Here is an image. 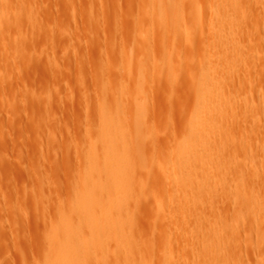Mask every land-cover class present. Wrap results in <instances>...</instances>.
Listing matches in <instances>:
<instances>
[{
  "label": "rangeland",
  "instance_id": "1",
  "mask_svg": "<svg viewBox=\"0 0 264 264\" xmlns=\"http://www.w3.org/2000/svg\"><path fill=\"white\" fill-rule=\"evenodd\" d=\"M196 1H199L200 6L197 16L190 9L193 1L187 0L184 15L179 17L180 20L172 18L171 29L155 27L150 32L146 30L151 20L145 13L147 2L144 0H0V264H42L49 244L47 232L51 225L56 224L60 210L69 211L72 218L78 220L77 211L74 212L73 208L83 185L86 156L88 158L89 154L93 153L95 157L96 171L89 183L94 198L108 194L109 185L102 186L107 177L101 172L103 158L99 136L104 134V130L100 124L98 126L105 109L113 117L120 113L119 132L115 129V134H121L125 143L133 147L132 150L134 146L139 150L132 159V178L147 183V190L140 189L134 183L131 194L137 195L138 200L132 211L141 241L152 247L144 253L153 259V264L163 261L162 251L168 238H172V248H176L179 256L181 253L178 263L187 264V259L192 258L203 240H194L193 246H187L179 233L181 229H189L190 223L199 219L204 226L210 222L230 226L226 233L227 238L230 235L232 237L228 240L225 236L226 240L223 239L220 247H217L214 263L264 264V0L247 2L250 5L246 6L240 17L242 23L239 20L240 26H235L234 32L238 36L232 34L233 30H228L227 38L234 35L236 43L240 44L236 51L234 48L231 50V47H215L213 35L207 34L211 20V0ZM144 14L147 16L142 17ZM177 22H184V32L176 36L173 26ZM232 52H238L235 61L228 59V54ZM210 72L220 80L213 92L220 93L224 101L232 96V112L219 122L222 126L219 125L222 128L219 134L211 137L209 142L214 141L215 145L209 143L205 148L198 146L204 153L210 147L207 162L202 160L196 164L198 170L195 176L200 180L205 178V181L191 185L193 189L190 186L191 196L195 197L196 194V197L189 200L187 209L190 208L194 213L191 211L193 215L188 213L182 217V210L178 209V195L174 192V186L165 182L162 172L167 164L172 163L173 157L169 153L195 129L192 120L197 119L198 93L201 91L198 81L206 74L211 75ZM120 79H124V83L121 84ZM139 80L143 85L141 82L138 84ZM135 82L140 88L135 87ZM132 85H135L134 89ZM127 91L130 92L131 100L126 96ZM223 91L227 92V97ZM112 96L115 98L114 103ZM136 99L139 103L135 105ZM138 104L140 113L136 109ZM120 107L123 114H116ZM133 110H137L140 116H135L137 112L133 115ZM125 112L129 113L128 116ZM135 118L140 119V125L137 123L139 119ZM230 118L234 119L231 121ZM125 128H128V133ZM137 129H140L139 133ZM222 169L225 170L223 173ZM239 169L243 170L238 172ZM251 169L256 171L252 173ZM216 170L223 178L215 173ZM202 173H205L204 177ZM237 187L242 189L240 193L248 190L259 200L255 215L247 212V205L241 203L240 188ZM160 204L166 208H159ZM170 204L172 211H168ZM200 205L202 209L198 208ZM100 214L104 222L109 212L104 209ZM113 246L112 242H106L104 253L107 256L112 255ZM114 259L113 256L107 257L104 264H113Z\"/></svg>",
  "mask_w": 264,
  "mask_h": 264
},
{
  "label": "bare ground",
  "instance_id": "2",
  "mask_svg": "<svg viewBox=\"0 0 264 264\" xmlns=\"http://www.w3.org/2000/svg\"><path fill=\"white\" fill-rule=\"evenodd\" d=\"M147 2V5L145 6L146 10L145 13L147 15L150 16V24L148 26V28L146 29L147 31L153 30L155 27H159V29L164 28L167 30V28L171 29L172 28V18H179L181 16H183L184 12H185V7L184 4L187 0H144ZM192 4L190 8L192 10V12L194 13V15H198V13L200 12V6L198 4V2L196 0H192ZM250 0H211L210 3H212L210 5V11L211 12V17H210V21H209V30L207 31L208 35H213V42L215 47L218 48H228L231 47L234 48V51L239 50V45L236 43L237 41H235L236 37L231 36L232 34H235V26H240V22L242 19V13L245 12V8L248 4L247 2H249ZM246 2V3H244ZM120 3V2H119ZM244 4V5H243ZM209 7V6H208ZM144 11V10H143ZM138 12H140L138 10ZM191 12V14H192ZM141 14V13H139ZM146 15V16H147ZM200 15V14H199ZM122 16V15H121ZM142 17L145 16L141 15ZM145 16V17H146ZM245 16V15H244ZM243 16V17H244ZM241 17V18H240ZM117 18V17H116ZM138 18V17H137ZM184 18V17H183ZM200 18V16L198 17V19ZM142 19V18H141ZM148 19V17H147ZM182 19V18H181ZM247 19V18H246ZM149 20V19H148ZM180 20V18L178 19ZM200 20V19H199ZM208 20V19H207ZM139 21V20H138ZM141 21V20H140ZM197 21V19H196ZM142 22V21H141ZM140 22V23H141ZM182 22V20H181ZM180 24L177 22L176 24H174L173 29L174 32L176 33V36L178 33H182L184 32L183 30V23ZM239 22V23H238ZM138 23V22H137ZM242 23V21H241ZM207 24V23H206ZM239 24V25H238ZM244 24V23H243ZM142 26V25H141ZM242 26V24H241ZM144 27V26H143ZM245 27V26H243ZM139 28V26H138ZM137 28V29H138ZM204 29V28H203ZM243 29V28H242ZM228 30L232 31V34L230 35V39L227 38V33ZM139 31V29H138ZM142 31V30H141ZM187 30H185L186 33ZM206 31V30H205ZM204 31V32H205ZM162 32V31H161ZM167 32V31H166ZM203 32V31H202ZM234 32V33H233ZM140 33V32H139ZM149 33V32H148ZM184 33V34H185ZM211 33V34H210ZM231 33V32H230ZM142 34V33H141ZM156 34V33H155ZM167 34V33H166ZM183 34V33H182ZM206 34V33H205ZM152 35V34H151ZM237 35V34H235ZM139 36V35H138ZM145 36V34H144ZM149 36V35H148ZM238 36V35H237ZM139 38H142V36H140ZM138 38V39H139ZM148 38V37H147ZM178 38V37H177ZM149 39H151V36L149 37ZM153 39V38H152ZM237 39V38H236ZM138 41V40H137ZM146 42H149L146 40ZM145 42V43H146ZM163 42V41H162ZM151 43V42H150ZM129 44V43H128ZM139 44V43H137ZM148 45V44H147ZM139 46V45H138ZM122 48V47H121ZM124 48V47H123ZM130 48V47H129ZM138 48V47H136ZM128 49V47L126 48ZM139 49V48H138ZM143 49V48H142ZM148 49V48H147ZM146 49V50H147ZM145 51V49H144ZM140 52V51H139ZM128 53V52H127ZM130 54V53H129ZM128 54V55H129ZM151 54V53H150ZM236 54V56H235ZM228 59L229 60H237V55L238 52H232L228 54ZM130 56V55H129ZM141 56V55H140ZM145 56V55H144ZM150 56V55H149ZM151 57V56H150ZM239 57V56H238ZM131 58V57H129ZM138 58V57H137ZM149 58V57H148ZM225 58V57H223ZM127 59V58H126ZM133 60V58H132ZM136 60V59H135ZM130 61V60H129ZM140 61V60H139ZM146 61V60H144ZM160 63V62H159ZM132 64V63H131ZM142 64V63H140ZM145 64V63H143ZM170 65V64H169ZM126 67H128L127 65H125ZM135 66V65H134ZM130 67V66H129ZM128 67V68H129ZM138 68L139 65H138ZM144 70V66L142 67ZM133 70V69H132ZM138 71H140V69H137ZM146 70V69H145ZM165 70V69H164ZM131 71V70H130ZM136 71V70H135ZM142 72V70H141ZM167 72V71H166ZM212 72V71H211ZM210 72V73H211ZM214 72V71H213ZM134 73V71H133ZM136 73V72H135ZM208 73V74H210ZM216 74V73H215ZM223 74V73H221ZM228 74V73H227ZM230 74V73H229ZM263 74V73H262ZM127 75V74H126ZM138 75V74H137ZM217 75V74H216ZM220 75V74H219ZM226 75V74H225ZM232 75V74H231ZM125 76V74H124ZM129 76V75H128ZM127 76V77H128ZM132 76V73L131 75ZM136 76V75H135ZM139 77V75L137 76ZM221 77V76H219ZM225 76H223L224 78ZM228 77V76H227ZM129 78V77H128ZM135 78V77H134ZM142 78V77H141ZM226 78V77H225ZM230 78V77H229ZM131 79H133V76L131 77ZM138 79V78H137ZM136 79V80H137ZM200 79V78H199ZM232 79V78H231ZM105 80V79H104ZM125 81L124 79H120V81ZM127 80V79H126ZM147 80V78H146ZM223 80V79H222ZM121 82L124 83V82ZM135 81V80H134ZM172 81V80H171ZM220 80L216 78L215 75H213L211 73V75H205L204 78H201L200 81H198V85L199 88L201 89L200 93H198L199 95V103H198V108H197V119L196 121L192 120L193 122V126H194V130L192 131V133L189 136H186V138L184 137L183 140H180L181 143L180 145L175 149H173L169 154L172 155L173 159H172V163L167 164V166L163 169V176H164V180L165 182H169L170 184H172L174 186V192L176 195H178V203L180 204L179 208L180 210H182V217L186 216V214L190 213L191 214V209L188 208V202L189 200L192 201V198L194 196H191V190H190V186L191 185H199L202 181H205L204 174L206 173H202L203 177L201 176V174H199L203 180L198 179L199 177H196L195 173H197V167L196 164L197 162L204 160V162H207V159H209L208 155L210 152V147L207 150L208 152L205 151L202 152L200 151L199 147H204L205 145L211 143L209 142L211 137H215L217 134H219V129L221 130L222 126L219 124V122L221 121V119L224 116H229V113L232 112V102H231V97L230 99H226L225 101L224 99L221 100L222 97H220V93L219 94H215L213 91L215 90V85L216 83H218ZM228 81V80H227ZM133 82V81H132ZM137 82V81H136ZM135 82V84H136ZM140 80L139 83L140 84ZM144 82V80H143ZM168 82V81H167ZM196 82V81H195ZM120 83V82H118ZM232 83V82H231ZM235 83V82H234ZM130 84V82L128 83V85ZM138 84H136L135 87L138 86ZM142 84V82H141ZM150 84V83H149ZM223 84V82L221 83ZM110 85V84H109ZM120 85V84H119ZM127 85V84H126ZM143 85V84H142ZM197 85V87H198ZM233 85V84H232ZM111 86V85H110ZM113 86V85H112ZM122 86V85H120ZM124 87H126L125 85H123ZM130 86V85H129ZM132 85V88L134 87ZM149 86V85H148ZM220 86V85H219ZM222 86V85H221ZM225 87L227 86V82L226 85H224ZM115 87V86H114ZM117 87V86H116ZM134 87V88H135ZM140 88V86H138ZM113 88V87H112ZM133 88V89H134ZM139 88H136L139 89ZM144 88V87H143ZM142 86L141 89L143 90ZM196 88V87H195ZM224 88V87H223ZM105 89V88H104ZM118 89V88H117ZM131 89V88H129ZM128 89V91H129ZM146 89V88H145ZM111 91V88L109 89ZM114 90V89H113ZM126 90V89H125ZM124 90V91H125ZM136 90H134L136 92ZM198 90V89H197ZM223 90V89H222ZM115 91V90H114ZM119 90H117L118 93ZM126 94V96L128 95L129 99V93ZM149 91V89H148ZM152 91V90H151ZM218 91V90H216ZM219 91H221L219 89ZM112 92V91H111ZM120 92H121V87H120ZM133 92V91H132ZM134 92V93H135ZM142 92V91H141ZM199 92V91H197ZM224 93H226V97H227V92L223 91ZM109 93V92H108ZM113 93V92H112ZM139 93V91H138ZM146 93V92H144ZM150 93V91H149ZM111 94V93H110ZM116 95V92L114 93ZM141 94V93H140ZM113 95V94H112ZM119 95V94H118ZM125 95V94H124ZM123 95V96H124ZM145 95V94H144ZM122 96V95H121ZM102 98V96H100ZM116 97V96H115ZM120 97V96H119ZM134 97V96H133ZM148 97V96H147ZM108 98V97H107ZM112 96L111 100H114L113 103L115 102V98ZM139 98V97H138ZM224 98V95H223ZM105 99V98H104ZM109 99V98H108ZM135 99V98H133ZM143 99V98H142ZM142 99L141 102H142ZM145 99V98H144ZM121 100V97L119 99V101ZM131 100V99H130ZM137 100V99H136ZM235 100V99H234ZM107 101V100H105ZM129 101V100H128ZM133 101V100H132ZM131 101V102H132ZM135 101V100H134ZM108 102V101H107ZM121 102V101H120ZM119 102V103H120ZM127 102V101H126ZM145 102H147L145 100ZM198 102V101H197ZM242 102V101H241ZM244 102V101H243ZM109 103V102H108ZM122 103V102H121ZM133 103V102H132ZM136 103H139L138 100L135 101V105ZM247 103V102H246ZM118 104V103H117ZM234 104V103H233ZM242 104V103H241ZM111 105V104H110ZM120 105V104H119ZM127 105H129L127 103ZM135 105L133 104V106L135 107ZM143 105V103H142ZM122 106V104H121ZM132 106V105H131ZM139 107H137L136 109L139 110L140 109V105L138 104ZM234 106V105H233ZM243 106V105H240ZM249 106V105H248ZM144 107V105H143ZM130 108V107H129ZM253 108V107H252ZM114 109V108H113ZM119 109V108H118ZM127 109V107H126ZM243 109V108H242ZM101 110V108H100ZM117 110V109H116ZM121 107H120V111L118 110L116 112L119 113L121 112ZM130 110V109H129ZM137 110H133L132 113L134 115V112L138 115L139 113ZM143 110V108H141V111ZM235 110V109H234ZM245 110H246V106H245ZM249 110V109H248ZM253 110V109H252ZM255 111V110H254ZM101 112V111H100ZM99 112V113H100ZM111 112V111H110ZM123 112V111H122ZM121 112V114H123ZM130 112V111H127ZM125 112L128 116L129 113ZM146 111H144L145 113ZM238 112V111H236ZM243 113V112H242ZM241 113V114H242ZM247 113V112H246ZM102 114V113H101ZM146 114V113H145ZM144 114V117H145ZM233 114V113H232ZM239 114V113H238ZM252 114V113H251ZM119 114L114 115V117L108 113L106 111V109L104 110L103 114H102V118L100 120V123H98L102 126L103 130H104V134H100L99 138H101V145H102V158L103 161L99 158V161L101 160V162L103 163L102 166V171L106 177H107V181L105 183L102 182V186H107L109 185V192L106 196H102L100 194L99 198H94V193L92 192V187H89V183L90 181H92L94 179V173L96 171L95 169V157L92 154H89L88 158L86 156L87 159V165H86V172L85 174H83L84 179H83V185L81 187V190L79 191L80 193L77 195V200L74 204V212H76V215L78 214V220H74V218H72V216L70 215L69 211L65 212V211H61L59 215L57 214L58 220L56 222V224L49 225L50 229L48 231L47 229V233H48V239H49V244H48V250L45 254L44 257V261L42 264H104L106 262V258L107 257H112L115 258V264H153V259H151V257H149V255H146V253H144V251L146 252L149 251L152 247L151 245H149L148 243L142 242L139 232L136 231V222L134 221V215H133V207L135 202L138 200V197L136 195V197L134 196V194H131V191L133 190L132 186H134V183L136 185H138V187H140V189H146V184L144 182H138L135 181V179H133V162L132 159L134 157V155H137L136 151L138 148L136 146H134V149L132 150L133 147H130L129 143H125V141L123 140V138L115 131L118 130V121L119 119ZM143 116V114H141ZM231 115V114H230ZM246 115V114H245ZM122 116V115H121ZM125 116V114H124ZM134 116V117H135ZM141 116V117H142ZM237 116V115H236ZM235 116V117H236ZM139 117V118H141ZM143 117V118H144ZM194 119V115L192 116ZM233 117V115H232ZM130 118V116H129ZM138 118V119H139ZM142 118V119H143ZM229 118V117H228ZM124 118L122 117V120ZM128 119V118H126ZM125 119V120H126ZM131 119V118H130ZM136 120H138L137 118H135ZM141 119V120H142ZM227 119V118H226ZM231 119V118H230ZM234 119V118H232ZM231 119V121H232ZM171 120V118H170ZM224 120V119H223ZM144 121L146 122V119L144 118ZM143 121V122H144ZM227 121V120H226ZM99 122V121H98ZM131 122V121H130ZM137 122V121H136ZM140 122V119L138 120V125ZM195 122V123H194ZM135 123V120H134ZM136 123V124H137ZM191 123V122H190ZM229 123V122H228ZM231 123V122H230ZM188 124V122H187ZM133 125V124H132ZM219 125L221 127H219ZM100 126V127H101ZM125 126H127V124H125ZM142 126V124H141ZM144 126V125H143ZM142 126V127H143ZM173 126V125H172ZM136 127V126H135ZM140 127V126H139ZM146 127V126H145ZM229 127V125H228ZM231 127V126H230ZM225 128V129H224ZM223 129L225 131H227V128L224 127ZM120 129V127H119ZM126 129V128H125ZM124 129V131H125ZM135 129V128H134ZM229 129V128H228ZM233 129V128H232ZM101 132V129H99ZM121 130V129H120ZM128 130V128L126 129ZM132 130V129H131ZM140 129H137V132L139 133ZM115 131V132H114ZM147 131V130H146ZM223 131V130H222ZM230 131V130H229ZM228 131V132H229ZM101 132V133H102ZM119 132V130H118ZM123 132V131H122ZM129 132V130L127 131V133ZM226 132V133H228ZM232 132V131H231ZM133 133V132H132ZM131 133V134H132ZM136 133V130H135ZM134 133V134H135ZM145 134V133H144ZM224 134V133H223ZM231 133L229 132L228 135H230ZM234 134V133H233ZM89 135V134H88ZM127 135V134H126ZM146 135V134H145ZM124 136V135H123ZM130 135L128 134V137ZM139 136V134H138ZM137 136V137H138ZM174 136V135H173ZM183 136V135H182ZM219 136V135H218ZM223 136V135H222ZM226 136V134L224 135ZM232 136V135H231ZM230 136V137H231ZM90 138V136H88ZM136 137V139H137ZM140 137V136H139ZM138 137V138H139ZM142 137V136H141ZM150 137V136H149ZM152 137V136H151ZM228 137V136H227ZM226 137V139H227ZM228 137V138H230ZM125 138V137H124ZM147 138V137H146ZM219 138V137H218ZM225 138V137H224ZM232 138V137H231ZM96 139V137H95ZM135 139V138H134ZM142 139V138H141ZM150 139V138H149ZM217 139V138H216ZM225 139V140H226ZM143 140H145V137H143ZM220 140V138H219ZM223 140V141H225ZM228 140V139H227ZM226 140V141H227ZM231 140V139H230ZM130 141V139H129ZM128 141V142H129ZM135 141V140H134ZM137 141V140H136ZM179 141V138H178ZM179 141V142H180ZM212 141V140H211ZM233 141V139H232ZM89 142V141H88ZM87 142V144H88ZM132 142V141H131ZM214 142V141H213ZM211 143L212 145H215L214 143ZM218 142V141H216ZM90 143V142H89ZM220 144V142H218ZM233 143V142H232ZM134 144V143H133ZM139 144V143H138ZM145 144V143H144ZM218 144V145H219ZM228 144V143H227ZM143 145V144H142ZM217 145V144H216ZM99 146V145H98ZM139 146V145H138ZM144 146V145H143ZM223 146H224V142H223ZM89 147V146H87ZM86 147V149H87ZM207 147V146H206ZM219 147V146H218ZM131 148V149H130ZM205 148V147H204ZM213 148V147H211ZM99 149V148H98ZM157 149V148H156ZM207 149V148H206ZM100 150V149H99ZM153 150V149H152ZM202 150V149H201ZM212 150V149H211ZM214 150V149H213ZM217 150V148H215V151ZM86 151V150H85ZM93 151V150H92ZM101 151V150H100ZM214 151V152H215ZM141 152V151H140ZM135 153V154H134ZM220 153V152H219ZM142 154V153H141ZM208 154V155H207ZM211 154V153H210ZM217 153H215L214 156H216ZM224 154V153H223ZM88 155V154H87ZM95 155V154H94ZM144 154H142L143 156ZM219 155V154H218ZM141 155L139 154V157ZM97 157V156H96ZM101 157V156H100ZM145 157V156H144ZM167 157V156H166ZM212 157V156H210ZM219 157V156H218ZM98 158V157H97ZM221 158V155L220 157ZM218 158V159H219ZM223 158V157H222ZM138 159V158H137ZM140 159H143L142 157ZM144 160V159H143ZM217 160V158H216ZM150 161V160H149ZM156 161V160H155ZM218 161V160H217ZM238 161V160H237ZM100 162V163H101ZM137 162V160H136ZM143 162V161H142ZM145 162V161H144ZM143 162V163H144ZM200 162V163H201ZM215 162V161H214ZM229 162V160H228ZM99 163V162H98ZM151 163V162H150ZM217 163V162H216ZM227 163V162H226ZM236 163V162H235ZM241 163V162H239ZM238 163V164H239ZM202 164V163H201ZM207 164V163H205ZM205 164L203 166H205ZM210 165V161L208 163ZM207 164V165H208ZM232 164V162H231ZM245 164V163H244ZM155 165V164H154ZM157 165V164H156ZM208 165V168H209ZM212 165V164H211ZM138 166V165H137ZM142 166V165H141ZM144 166V164H143ZM218 166V163H217ZM221 166V165H220ZM228 166V165H227ZM235 166V165H234ZM242 166V165H241ZM245 166V165H243ZM139 167V166H138ZM199 167V165H198ZM200 167H202L200 165ZM240 167V166H239ZM249 167V166H248ZM254 167V166H253ZM145 168V167H144ZM212 168V166L210 167V169ZM215 168V167H214ZM220 168V167H219ZM224 168V167H223ZM84 169V167H83ZM197 169V170H196ZM209 169V170H210ZM225 169V168H224ZM232 169V168H231ZM245 169V168H244ZM249 169V168H248ZM255 169V168H254ZM138 170L137 169V174L138 175ZM207 170V169H205ZM235 170V169H234ZM243 169H239L238 172ZM246 170V169H245ZM252 170V169H251ZM212 171V169H211ZM218 170H216L215 173H219L217 172ZM221 171V170H220ZM225 171V170H224ZM222 169V173L224 172ZM247 171V170H246ZM256 171V170H255ZM252 170V173L255 172ZM98 172V171H97ZM213 172V171H212ZM229 172V171H228ZM250 172V171H248ZM102 173V174H103ZM208 173V172H207ZM245 173V172H244ZM247 173V172H246ZM259 174V173H257ZM207 175V174H206ZM214 175V174H213ZM211 175V177L213 176ZM217 175V174H216ZM219 176L221 175V173L218 174ZM245 175V174H244ZM243 175V176H244ZM249 175V174H248ZM262 175V174H261ZM260 175V176H261ZM80 175H78L77 177H79ZM135 176V175H134ZM140 176V175H139ZM215 176V175H214ZM239 176V174H238ZM241 176V173H240ZM239 176V177H240ZM251 176V175H250ZM105 177V176H104ZM103 177V178H104ZM133 177V178H132ZM200 177V178H201ZM223 178V176H220ZM230 177V174H229ZM238 177V179H239ZM138 179V176L136 177ZM141 178V177H140ZM163 178V177H162ZM241 178V177H240ZM247 178V177H245ZM255 178V177H254ZM77 179V178H76ZM228 179V178H227ZM237 179V180H238ZM248 179V178H247ZM257 179V178H256ZM147 180V179H146ZM167 180V181H166ZM209 180H211V178H209ZM215 180H221L220 179H216ZM240 180V179H239ZM242 180V178H241ZM249 180V179H248ZM247 180V181H248ZM214 180H212L213 183ZM232 181V180H231ZM211 182V181H210ZM209 182V183H210ZM244 182V181H242ZM241 182V183H242ZM78 183V182H77ZM80 183V184H81ZM97 183V182H95ZM225 183V182H224ZM230 183V182H229ZM238 183V181H237ZM246 183V180H245ZM91 184V183H90ZM168 184V183H167ZM169 184V185H170ZM240 184V183H239ZM248 184V183H247ZM246 184V185H247ZM75 185V184H74ZM135 185V186H136ZM171 185V186H172ZM204 184L202 183L201 186L203 187L204 191L205 188L203 186ZM208 185V184H206ZM215 186L216 183L214 184ZM226 185V183H225ZM242 186V184H240ZM92 186V185H91ZM97 186V185H96ZM212 186V184L210 185ZM214 186V187H215ZM220 186V185H219ZM240 186V187H241ZM137 187V188H138ZM198 187V186H195ZM201 187V191H203ZM206 187V186H205ZM224 187V186H222ZM226 187V186H225ZM235 187V186H234ZM239 187V188H240ZM75 188V187H73ZM97 189H99L98 187H96ZM101 188V187H100ZM107 188V187H106ZM191 188L193 189V187L191 186ZM199 188V187H198ZM218 188V186H217ZM238 188V187H237ZM238 188V189H239ZM243 188V187H242ZM245 188V187H244ZM207 189V188H206ZM210 189V188H208ZM233 189V187H232ZM101 190V189H100ZM139 190V188L137 189ZM147 190V189H146ZM200 190V189H199ZM225 190V189H224ZM242 189L240 188L239 190V199L240 197L242 198L241 203L243 202V205H247V212L252 213V216L256 214L257 211V203L258 201L256 200V196L254 197L253 193H248L247 192H241ZM74 191V190H73ZM106 191V189H105ZM196 191V190H195ZM195 191H193L195 193ZM198 191V190H197ZM215 191V190H214ZM232 191V190H231ZM235 191V190H234ZM237 191V190H236ZM96 192H98L96 190ZM135 193V191H133ZM200 192V191H199ZM211 192V191H210ZM217 192V191H216ZM220 192V191H219ZM218 192V193H219ZM249 192H253V191H249ZM75 193V191H74ZM107 193V191L105 192ZM139 193V192H138ZM227 193V192H226ZM236 193V192H235ZM104 194V193H103ZM102 194V195H103ZM143 194V192H142ZM201 194V193H200ZM206 194V193H205ZM209 194V192H208ZM105 195V194H104ZM193 195V194H192ZM196 197V194H194ZM237 195V194H236ZM75 196V194H74ZM73 196V197H74ZM204 196V195H201ZM200 196V198H201ZM235 196V195H233ZM194 197V198H195ZM208 197V196H207ZM236 197V196H235ZM234 197V198H235ZM67 198V197H66ZM143 198V196H142ZM191 198V199H190ZM199 198V199H200ZM176 199V198H174ZM74 200V199H73ZM162 200V199H161ZM201 200V199H200ZM197 200V201H200ZM144 201V200H143ZM142 201V202H143ZM174 201V200H173ZM209 201V200H208ZM211 201V200H210ZM71 202V201H70ZM204 202L205 201H201ZM137 203V202H136ZM171 203V201H170ZM177 203V202H175ZM174 203V204H175ZM191 203V202H190ZM189 203V204H190ZM196 203V202H195ZM200 203V202H197ZM240 203V201H239ZM263 204V203H262ZM171 207L170 209L168 208V211H170L171 209H173L172 204H170ZM187 205V207H186ZM191 205V204H190ZM209 205V204H208ZM260 205V204H259ZM258 205V206H259ZM169 206V205H168ZM178 206V205H177ZM205 206V204H204ZM207 206V205H206ZM240 206V205H239ZM61 205H59L58 208H60ZM140 207V206H139ZM138 207V208H139ZM197 207V206H196ZM260 207V206H259ZM258 207V208H259ZM57 208V209H58ZM159 208L161 209H165V205L164 204H160ZM158 208V210H159ZM193 208V207H192ZM201 208V205L198 207ZM205 208V207H204ZM209 208V207H208ZM241 208V207H240ZM244 208V207H243ZM61 209V208H60ZM106 210L107 212H109L108 217L105 218L107 215L106 213L104 215V218L106 219L104 222L101 221V214L99 215V212L101 210ZM137 209V208H136ZM177 209V210H178ZM196 209V208H195ZM194 209V211H195ZM202 209V208H201ZM238 209V208H237ZM242 209V208H241ZM245 209V208H244ZM261 209V208H259ZM139 210H137L138 212ZM162 211V210H161ZM172 211V210H171ZM176 211V210H175ZM179 211V210H178ZM199 211V210H198ZM203 211V210H202ZM58 212V211H57ZM159 212V211H158ZM208 212V211H207ZM240 212H243L242 210H240ZM239 212V213H240ZM262 212V211H261ZM178 212L176 211L175 214H177ZM180 213V211H179ZM192 213H194L192 211ZM196 213L197 210H196ZM238 212H236L237 214ZM170 214V212H169ZM168 214V215H169ZM172 214V212H171ZM199 214V213H198ZM197 214V215H198ZM202 214V213H200ZM204 214V213H203ZM263 214V213H262ZM75 215V216H76ZM195 214V216H197ZM205 215V214H204ZM204 215L202 216L204 219ZM238 214V218H239ZM247 215V214H246ZM245 215V217H246ZM259 215V214H258ZM261 215V214H260ZM100 216V217H99ZM206 216V215H205ZM249 216V214H248ZM172 217V215H171ZM194 217V216H192ZM199 217V216H198ZM209 217V216H208ZM243 217V216H242ZM241 217V218H242ZM257 217V216H256ZM50 218V217H49ZM160 218V217H159ZM173 218V217H172ZM176 218V216H175ZM179 218V217H178ZM212 218V217H211ZM238 218H236L238 220ZM255 219V217H252ZM259 218V217H258ZM257 218V219H258ZM209 219V218H208ZM216 219V218H215ZM256 219V220H257ZM176 220V219H175ZM189 220V219H188ZM263 220V219H260ZM177 221V220H176ZM206 221V220H205ZM214 221V220H213ZM218 221V220H217ZM255 221V220H254ZM258 221V220H257ZM188 222V221H187ZM191 222V221H189ZM204 222V221H203ZM226 222V221H224ZM141 223V222H140ZM185 223V222H184ZM50 224V223H49ZM139 224V223H138ZM191 230L190 228L184 231L180 230V236L184 237V239L186 240V244L188 246L191 245L193 246L194 244V240H199L202 239L203 241L201 245H196L197 246V250L196 252L192 250V252L194 253L192 258L190 256L191 259H187L188 262L187 264H190V262H193V264H216L214 263L216 258V249H218L220 246V244L223 242V239L227 238V224L226 223H209L208 225L204 226L201 222L200 219L199 220H194V222H191ZM201 225L200 227H198V225ZM205 224V223H204ZM235 224H237L235 222ZM175 225V224H174ZM185 225V224H184ZM139 227V226H138ZM175 227V226H174ZM182 227V226H181ZM176 228V227H175ZM183 228V227H182ZM178 229V226H177ZM258 229V228H257ZM261 230V229H260ZM140 231V229H139ZM178 231V230H177ZM259 231V230H258ZM226 233V234H225ZM257 235V234H256ZM255 235V236H256ZM142 236V234H141ZM231 236V235H230ZM229 236V237H230ZM143 237V236H142ZM229 237L227 238L229 240ZM232 237V236H231ZM47 239V238H46ZM234 239V238H233ZM147 240V238H146ZM226 239H224L225 241ZM148 241V240H147ZM258 241V240H257ZM260 241V240H259ZM47 242V241H46ZM106 242H112V244H114L113 248H109V250H112L108 252L109 254L111 253L112 255L107 256L106 253H104L105 248L106 247ZM152 242V241H151ZM174 242V241H173ZM233 242V241H232ZM200 244V243H199ZM109 245V244H108ZM176 246V245H175ZM219 246V247H218ZM218 247V248H217ZM175 248V247H174ZM228 250V249H226ZM107 252V251H106ZM163 252V261L161 262V264H177L179 261V257H181V253L179 256L178 251H176L172 248V238H168L166 239V241L164 242V250ZM154 253V252H153ZM157 253V251L155 252V254ZM149 258H148V257ZM218 256V254H217ZM188 257V256H187ZM81 258V259H79ZM156 258V257H155ZM216 258V259H215ZM184 259V258H183ZM156 260V259H155ZM154 260V261H155ZM181 260V259H180ZM186 260V261H187ZM184 261V260H183ZM185 261V263H186ZM110 262V261H109ZM113 263V264H114ZM184 263V262H183ZM182 263V264H183ZM109 264V263H108ZM156 264V262H155ZM180 264V263H178Z\"/></svg>",
  "mask_w": 264,
  "mask_h": 264
}]
</instances>
